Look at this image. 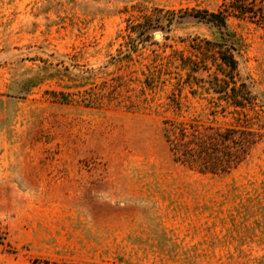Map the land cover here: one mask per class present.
<instances>
[{"label":"rangeland","instance_id":"374dc122","mask_svg":"<svg viewBox=\"0 0 264 264\" xmlns=\"http://www.w3.org/2000/svg\"><path fill=\"white\" fill-rule=\"evenodd\" d=\"M224 1L0 0V264H264V24L190 15ZM243 84V110L211 90ZM171 122L260 139L200 172Z\"/></svg>","mask_w":264,"mask_h":264},{"label":"trees","instance_id":"16d2710c","mask_svg":"<svg viewBox=\"0 0 264 264\" xmlns=\"http://www.w3.org/2000/svg\"><path fill=\"white\" fill-rule=\"evenodd\" d=\"M190 15L225 31L230 15L264 24V0H225L219 10L195 11ZM213 43L217 51L219 70L226 78L220 81L225 80L224 83L229 84L237 75L236 48L227 38ZM211 90L234 108L243 110L246 106L256 104L254 96L245 84L243 86H211ZM167 130V141L176 161L194 167L200 172L212 174L225 173L238 166L249 155L251 147L260 139V134L244 125L207 126L201 129L195 122H171ZM32 264L67 263L34 260Z\"/></svg>","mask_w":264,"mask_h":264},{"label":"water","instance_id":"95a60500","mask_svg":"<svg viewBox=\"0 0 264 264\" xmlns=\"http://www.w3.org/2000/svg\"><path fill=\"white\" fill-rule=\"evenodd\" d=\"M156 36H158V35H156Z\"/></svg>","mask_w":264,"mask_h":264}]
</instances>
